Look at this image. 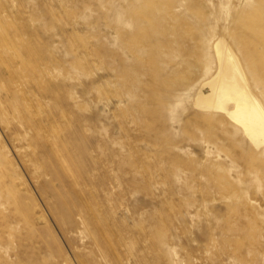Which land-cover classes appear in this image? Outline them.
<instances>
[{
	"label": "rangeland",
	"instance_id": "1",
	"mask_svg": "<svg viewBox=\"0 0 264 264\" xmlns=\"http://www.w3.org/2000/svg\"><path fill=\"white\" fill-rule=\"evenodd\" d=\"M219 38L264 105V0H0V264H264Z\"/></svg>",
	"mask_w": 264,
	"mask_h": 264
},
{
	"label": "bare ground",
	"instance_id": "2",
	"mask_svg": "<svg viewBox=\"0 0 264 264\" xmlns=\"http://www.w3.org/2000/svg\"><path fill=\"white\" fill-rule=\"evenodd\" d=\"M215 72L198 86L194 105L223 114L256 147L264 146V105L252 90L239 56L224 38L213 44Z\"/></svg>",
	"mask_w": 264,
	"mask_h": 264
}]
</instances>
